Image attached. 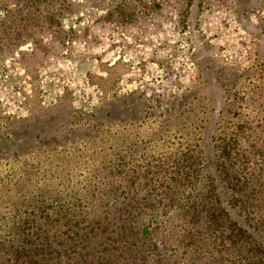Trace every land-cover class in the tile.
<instances>
[{"label":"rangeland","instance_id":"obj_1","mask_svg":"<svg viewBox=\"0 0 264 264\" xmlns=\"http://www.w3.org/2000/svg\"><path fill=\"white\" fill-rule=\"evenodd\" d=\"M213 181L264 190V0H0V240L41 193L169 211Z\"/></svg>","mask_w":264,"mask_h":264},{"label":"trees","instance_id":"obj_2","mask_svg":"<svg viewBox=\"0 0 264 264\" xmlns=\"http://www.w3.org/2000/svg\"><path fill=\"white\" fill-rule=\"evenodd\" d=\"M223 155L232 158L226 149ZM183 180H177L181 186ZM206 194H192L179 210L158 209L133 194L122 206L91 212L58 205L62 194L41 193L36 217L10 220L11 236L0 240L2 258L4 264H264V190L219 197L213 181ZM172 201L179 203L176 196ZM72 214L83 218L73 223ZM147 216L160 218L154 233L143 228ZM241 218L246 227L239 226ZM168 225H184L181 246L171 245Z\"/></svg>","mask_w":264,"mask_h":264}]
</instances>
